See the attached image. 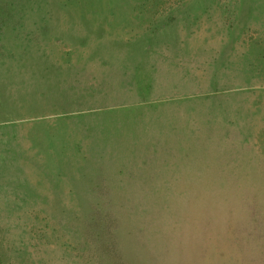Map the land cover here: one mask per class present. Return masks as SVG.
I'll return each mask as SVG.
<instances>
[{
    "label": "rangeland",
    "instance_id": "obj_1",
    "mask_svg": "<svg viewBox=\"0 0 264 264\" xmlns=\"http://www.w3.org/2000/svg\"><path fill=\"white\" fill-rule=\"evenodd\" d=\"M176 38L185 93L116 89ZM0 264H264V0H0Z\"/></svg>",
    "mask_w": 264,
    "mask_h": 264
},
{
    "label": "crops",
    "instance_id": "obj_2",
    "mask_svg": "<svg viewBox=\"0 0 264 264\" xmlns=\"http://www.w3.org/2000/svg\"><path fill=\"white\" fill-rule=\"evenodd\" d=\"M156 10L151 12H147L146 15L149 17L146 18V22L153 23L157 25L161 24H167L170 22L169 17H157L156 15L161 14H169L172 12H166L167 10H160L163 11L162 13L155 12ZM159 11V10H158ZM176 14L171 19L173 22L180 24L187 23L188 19L186 16V12L184 10H175ZM173 15V14H172ZM156 16V17H153ZM137 21H141L140 19H136ZM202 20V19H201ZM170 42H164V41H147V42H140V40H135V42L128 43L125 42L121 45L124 49L122 50L123 54L119 55L117 60H122L123 62L129 63L131 65V70L133 73L136 69L142 70L147 72V74H144L141 79H131L132 77L129 76L128 73L124 74V76H121L120 80L116 82V89L119 92L123 93L124 90H127L126 92H134V94H138L136 86H140L142 89L147 91L149 88H154V92H157L156 95H160L159 97H156L158 99H165L169 96V94H176L181 95L185 93V91H182V85L180 80L185 76L181 75V72L187 70L186 66V59H184L181 56V47L187 46L189 43H191L192 40L188 39H174L169 40ZM195 41V40H194ZM129 47H135L139 50L140 48H144L141 51V54H129L131 51H129L127 48ZM150 47V48H148ZM153 47V48H151ZM169 47H172L173 50H168ZM184 59V60H183ZM151 77H147V76ZM134 77V76H133ZM135 80H138L139 82H136ZM106 85V82L101 81L100 85ZM133 90V91H132ZM149 93V91L147 92ZM163 96V97H162ZM100 107H91L87 109V112L90 111H96L99 110ZM165 140H169V138H166ZM144 159V158H143ZM135 184H147L148 186L151 184H155L152 182L151 177H147L148 181L144 182L143 179H137L136 175H133ZM120 180L122 181L123 178L121 176ZM166 180V179H165ZM159 185L164 186H149L144 187L145 190L150 189H189L188 187H173L169 186L172 183H158ZM138 189V188H137ZM193 189V188H192Z\"/></svg>",
    "mask_w": 264,
    "mask_h": 264
},
{
    "label": "trees",
    "instance_id": "obj_3",
    "mask_svg": "<svg viewBox=\"0 0 264 264\" xmlns=\"http://www.w3.org/2000/svg\"><path fill=\"white\" fill-rule=\"evenodd\" d=\"M64 83H57L55 85V88L48 89V85H44L45 90L41 94V100L44 104H42L41 110L43 114H41V118L43 117H57V116H65L70 115L72 113H75L76 111H82L78 110L80 108L76 107V99L75 93L72 94V91H65L63 90L65 87L63 86ZM63 86V87H61ZM52 87V86H49ZM85 97V95H83ZM87 96V95H86ZM82 107V106H81ZM83 110H87V108H84Z\"/></svg>",
    "mask_w": 264,
    "mask_h": 264
}]
</instances>
